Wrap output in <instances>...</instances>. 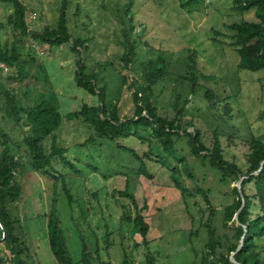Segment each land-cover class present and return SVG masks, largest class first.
Here are the masks:
<instances>
[{
  "label": "rangeland",
  "instance_id": "obj_1",
  "mask_svg": "<svg viewBox=\"0 0 264 264\" xmlns=\"http://www.w3.org/2000/svg\"><path fill=\"white\" fill-rule=\"evenodd\" d=\"M20 1L25 5V22L30 29H40L56 16L58 0ZM127 1L68 0L66 5L67 30L72 37L85 38L82 55L86 70L95 71L97 82L105 83L104 100L107 103L116 100L119 116L129 115L133 108V87L128 84L132 79L134 83L141 81L139 59L152 56L156 49L164 50L171 73L152 85L150 100L157 112L170 116L175 93L178 91L181 99L187 96L183 118H190L193 126L199 129L205 145L211 140V132H218L223 156L234 159L243 168L245 141L251 135L264 140V90L260 85L264 81V70L236 68L237 54L230 44L232 30L226 25L240 19H256L253 9L237 11L232 8V0H195L183 8L179 7L180 0H130L128 10L134 25L130 35L136 38V54L123 67L120 41L121 29H126L127 19L126 16L121 19L120 15H123L121 7ZM10 10L8 2H0V43L9 44L13 40L19 56L15 66L4 63L6 71L0 67V102L11 96L15 104L28 105L40 98L54 97L60 115L59 126L53 131L55 142L65 148L63 154L76 169L72 171L73 168L52 159V168L60 174L53 179L27 168L25 152L20 151L24 171L16 179L21 192L7 207L9 215L15 218L17 243L26 247L21 257L26 262L57 264L48 246L46 215H43L52 204L66 248L74 261L80 258L81 246H84L90 254V264L100 261L120 264L123 252L133 258L132 264H148L146 252L152 256V264L192 263L191 247L196 250L201 246L205 233L201 228L198 236L189 237V217L179 190L169 177L168 164L177 166L175 176L186 182L192 191L194 185L209 189L207 200L216 210L217 231H220L218 211L232 200L231 187L236 181L228 179V182L218 183L212 169L198 162L182 137L177 139L175 151L159 148L150 135L149 139L143 140L134 134L115 140L95 137L84 145L77 144L93 130L81 119H67L64 114L77 110L82 102L97 103L96 95L75 84V56L67 42L46 49L27 35H12L9 28L1 24ZM212 29L218 30L215 37L219 42L212 41ZM190 49L194 51L197 69L215 78L214 81L198 79L200 86H209L226 97L228 113H222L221 109L216 113L224 116V121L207 111L202 89L189 92L188 82L177 77L185 69ZM37 62L43 65L41 70H45L47 78L42 79ZM119 74L124 75L125 83H121ZM3 117L0 118L2 131L12 139L20 140L27 127L14 124L10 117ZM133 126L130 124V128ZM190 129L192 127L188 126L187 130ZM229 134L230 140L226 137ZM49 141V136L42 138L46 149ZM140 162L146 175L139 170ZM185 164L191 169L192 176L184 172ZM120 192L130 193L137 206H141L148 224L146 244L141 243L140 234L131 222L120 218L121 205L131 215L134 212L128 194ZM194 196L206 208L200 193L196 192ZM106 231L108 235H105ZM257 241L263 244L264 236ZM0 250L5 258L1 264H13L4 239L0 240Z\"/></svg>",
  "mask_w": 264,
  "mask_h": 264
},
{
  "label": "trees",
  "instance_id": "obj_2",
  "mask_svg": "<svg viewBox=\"0 0 264 264\" xmlns=\"http://www.w3.org/2000/svg\"><path fill=\"white\" fill-rule=\"evenodd\" d=\"M195 0L179 1V7L183 8ZM8 2L11 10L5 15L2 25L9 28L12 35H27L29 39L38 44L45 45L46 49L51 46L67 42L69 50L74 54L73 78L75 84L82 87L89 93L95 94L97 103L88 104L82 102L77 110L65 112V117L79 118L81 121L91 126L93 132L86 136L79 145L91 142L95 137H105L115 140L119 136L134 134L143 139H153L159 148L177 150L176 141L185 138L190 153L198 159L201 165L212 169L218 183L228 182V179L239 182V191L235 186L231 187L233 198L219 209L220 231L214 223L215 208L207 200L208 188L194 185V189L186 186L175 173L177 166L168 164L169 177L173 185L178 188L183 201V208L189 217V237L198 236L202 228L205 235L201 246L193 250V260L190 264H264V243L257 240L264 236V140L256 136H249L245 141L246 148L243 151L244 167L239 166L234 159H226L218 141V132H211V140L205 145L200 139V132L192 121L183 118L184 104L188 100L187 96L180 98L177 91L170 104V116L157 112L156 106L151 102L152 85L167 77L171 71L168 69V62L164 55V50L156 49L152 56L139 59V76L141 81L134 83V79L128 84L132 85L131 99L133 102L132 112L129 115L119 116L116 100L106 102L105 83L97 82L95 71L86 70L83 60L82 50L85 49V38L71 36L66 27V5L68 0H58L56 5V16L53 20L44 24L40 29H30L25 22V5L20 0H0ZM130 0L123 4L120 15L122 19L126 16V29L122 28V39L120 44L123 51L120 55L121 66H126L131 58L136 54V38L130 33L134 29L131 15L128 10ZM232 8L243 12L253 9L256 19L232 21L226 27L232 30L230 42L237 54L236 68L248 69L251 71L264 70V0H232ZM123 16V17H122ZM1 26V25H0ZM212 41L219 40L215 37L218 30L212 29ZM136 36V35H135ZM19 51L13 40L0 43V62L8 66H15ZM185 69L178 73L177 77L188 82L189 92L202 89V98L205 100V108L216 118L220 117L224 121V116L217 115L219 109L222 113H228L229 106L225 96L218 94L213 88L200 86L198 79H213L212 74L200 72L195 66L194 51L192 49L186 55ZM38 63V62H37ZM6 65V66H7ZM42 79L47 78L45 70H41L42 64L38 63ZM44 68V67H43ZM10 77V75H7ZM121 83H125L123 74H119ZM264 78V76H263ZM264 90V81L261 82ZM10 117L16 125L26 126L27 131L20 140H14L0 128V221L4 228V240L11 251V261L13 264H38L32 260L26 262L21 257L24 248L17 243V235L14 229L15 218L9 215L7 205L17 200L21 186L16 176L23 173L24 165L21 161L20 151L26 155V167L38 171L45 176L56 179L60 174H56L50 162L52 159L61 161L69 168L74 169V165L64 154V147L55 142L54 129L59 126L60 115L55 108V98H40L32 104H15L11 96H7L0 102V118ZM228 116V115H227ZM219 119V118H218ZM134 124V128H130ZM185 124V125H184ZM18 125V126H19ZM184 125V126H183ZM190 126L192 129L187 130ZM148 133V134H147ZM49 136L50 141L46 149L42 143V138ZM226 137L231 139L230 134ZM149 152H151L149 150ZM146 154V152L144 153ZM137 156V155H136ZM184 159V156L182 154ZM185 161V160H184ZM139 170L146 175L143 163H139ZM184 172L192 176L191 169L184 166ZM63 184V183H62ZM210 188V187H209ZM65 194L69 192L63 185ZM198 192L202 196L206 208L198 201L194 194ZM128 194L134 208L133 215L125 209L123 205L120 218L130 221L134 228L138 230L141 243L146 244L145 234L148 224L141 213V206H137L135 198ZM113 195V194H112ZM234 213H236L235 216ZM46 215V238L49 249L57 264H90L89 252L81 246V255L77 261L72 260L64 242L62 229L56 216L55 207L51 204ZM108 231L105 235H108ZM201 241V240H200ZM108 244V242H106ZM1 252V250H0ZM148 264H152V256L145 253ZM232 257L233 260L230 259ZM5 261L0 254V264ZM133 258H129L123 252L120 264H132ZM99 264H109V261H100Z\"/></svg>",
  "mask_w": 264,
  "mask_h": 264
},
{
  "label": "built area",
  "instance_id": "obj_3",
  "mask_svg": "<svg viewBox=\"0 0 264 264\" xmlns=\"http://www.w3.org/2000/svg\"><path fill=\"white\" fill-rule=\"evenodd\" d=\"M0 67L4 71L7 70V66L3 62H0ZM3 238H4V228H3L2 222L0 221V240H3Z\"/></svg>",
  "mask_w": 264,
  "mask_h": 264
},
{
  "label": "water",
  "instance_id": "obj_4",
  "mask_svg": "<svg viewBox=\"0 0 264 264\" xmlns=\"http://www.w3.org/2000/svg\"><path fill=\"white\" fill-rule=\"evenodd\" d=\"M241 178H242V176L239 177V178L236 180L235 184H234V186H235V188H236L237 191H239V182H240V179H241ZM235 215H236V213H234L233 216H235ZM230 259L233 260L232 257H230Z\"/></svg>",
  "mask_w": 264,
  "mask_h": 264
}]
</instances>
